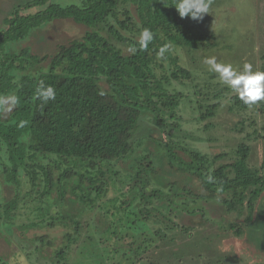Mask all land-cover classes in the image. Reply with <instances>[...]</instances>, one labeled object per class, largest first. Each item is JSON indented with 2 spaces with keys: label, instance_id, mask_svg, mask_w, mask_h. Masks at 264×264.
<instances>
[{
  "label": "trees",
  "instance_id": "obj_1",
  "mask_svg": "<svg viewBox=\"0 0 264 264\" xmlns=\"http://www.w3.org/2000/svg\"><path fill=\"white\" fill-rule=\"evenodd\" d=\"M25 2L13 4L0 20V143L6 159L2 162L1 155L0 164L6 182L21 192L25 177L31 187L27 196L43 187L39 199L44 204V198L50 197L55 188V172L61 170L62 186L78 176L72 194L85 206L93 207L107 192L102 166L124 161L133 154L136 134L143 124L150 123L161 135L159 146L167 149L165 161L176 170V181L167 180L163 184L171 193L169 197H174L168 201L186 211L188 200L193 203L219 200L228 213L244 216L243 225L231 226L237 236L244 235L252 226L258 203L264 196V165L260 168L250 165L251 149L245 143L237 147L234 161L218 164L220 156L210 157L179 139L185 138L182 104L197 102L194 96L202 95L208 102L224 93V89L210 85H206L208 93H197L194 73L182 65L178 54L179 49L212 47L214 36L206 30L213 24L214 15L209 12L200 21L182 19L172 8L173 0H82L79 5L67 6L51 0ZM32 7L42 9L27 13ZM61 20L89 30L81 38L58 45L52 55H37L25 46L35 33ZM145 28L153 33L147 49L139 45V34ZM166 44L170 47L160 56L159 50ZM41 82L56 91L55 99L47 104H42L36 95ZM13 96L16 101L11 100ZM9 99L13 109L6 116L5 101ZM230 102L235 111L251 106L244 104L237 94L232 95ZM261 103L260 110H264V101ZM221 105H201L198 119L215 117ZM166 138L169 143L164 145ZM151 164L145 174L156 177L157 170L148 161V166ZM139 168L132 178L136 184L132 191L128 190L132 197L122 201L124 206L117 207V218L103 227V232L88 235L87 245L108 252L105 257L109 260L111 239L127 242L128 252H133L140 261V256L154 244L170 241L181 228L168 216L160 219V213L154 215L157 211L154 195H147L144 178L138 180ZM78 169L89 175L96 171L101 177H86ZM85 179L90 181L87 187ZM190 180L198 181L201 191H195ZM163 192L154 190L156 194ZM62 194L64 197L66 192ZM23 200L17 197L0 202V229L1 222L13 224ZM131 208L133 211L136 208V222L130 220ZM40 219V223L46 221ZM48 219L50 227L66 229L65 244L55 251L52 260L56 261L54 264H63L81 238V225L69 216ZM151 221L158 227L154 232H145L143 226ZM137 222L142 225L141 231L130 227ZM40 223L33 221L26 226L37 228ZM181 230L186 232L184 228ZM46 240L39 237V246ZM48 244H52L50 240ZM36 252L39 258L41 247ZM99 257L102 260L103 256ZM6 259L0 255V264H8Z\"/></svg>",
  "mask_w": 264,
  "mask_h": 264
},
{
  "label": "rangeland",
  "instance_id": "obj_2",
  "mask_svg": "<svg viewBox=\"0 0 264 264\" xmlns=\"http://www.w3.org/2000/svg\"><path fill=\"white\" fill-rule=\"evenodd\" d=\"M25 1L29 0H0V20L4 17L2 13L9 11L13 4ZM51 1L62 6L79 5L82 2V0ZM41 9L32 7L27 13H36ZM209 12L214 15L213 24L206 30L208 34L214 36L212 47L206 50L179 49L178 54L182 65L194 73L193 82L197 93L199 91L202 94L208 93L206 85L220 87L224 89V93L219 99L212 101H204L201 95L194 96L198 103L192 100L182 104L185 138L179 139L210 157L220 156L218 164L234 161L237 147L245 143L251 149L250 165L260 168L264 165V110H260L262 101L247 109L232 110L230 98L236 93L223 84L218 74L210 71L203 60L215 56L218 63L231 64L236 70H242L245 64H251L254 71H264V0H211ZM88 30L72 21H55L35 33L24 45L31 47L34 54L52 55L58 45L81 38ZM122 47L129 51L127 47ZM212 75H215L213 80ZM207 103L222 105L215 117L200 121L198 119L200 106L203 107ZM5 104V115L8 116L13 109V103L9 99ZM164 140H166L164 145L169 143V138ZM159 142H161L159 131L152 128L150 123L143 124L135 136L134 153L124 161L102 166L107 192L93 207L85 206L78 196L72 194L71 189L79 181L78 176L62 186V181H59L61 170H56L55 188L50 197L44 198L43 204L42 199H39L43 187L27 196L26 192L31 187L26 178L22 177L21 192L17 191V188L6 182L1 163L0 202L17 197L24 200L19 204L20 208L15 213L12 225L1 222L0 255L7 258L8 264H54L56 261L52 260L55 251L65 244L66 229L62 226L50 227L48 222L51 219L48 218L58 216L60 219L61 216H69L80 222L82 235L68 252L63 264H264V196L258 203L252 226L241 236H237L231 226L235 223L243 225L244 216L228 213L219 200L197 203L188 200L186 208L188 210H182L183 206L168 201L174 197H169L171 193L163 184L167 183V180L176 181V170L170 168L165 161L167 149L159 146ZM1 144L0 156L2 155V162H5V155L3 156L5 152ZM148 161L153 162L158 176L145 174L147 167H152V164L148 166ZM139 166L141 178L138 180L144 178V182L148 184L145 190L147 195H154L153 205L157 210L153 212L154 215L158 216L160 213V219L163 215L168 216L186 232L180 228L170 241L154 244L149 251L140 256V261L134 258L133 252H128L127 242L111 239L108 249L111 250L114 259L109 260L105 257L109 255L108 252L104 250L99 252L93 245H87L88 235L103 232L101 229L117 218V207L124 206L122 201L132 197L130 191L136 184L132 178ZM90 173V175L85 173V176L95 179L101 177L96 171ZM84 181L87 187L90 181L87 179ZM137 184L140 188V183ZM190 184L195 191H201L198 181L190 180ZM159 189L165 193H154V190ZM64 191L66 194L63 197ZM133 209L135 211L136 208ZM134 211L131 208L128 214L130 220L136 222ZM38 217L46 221L40 223L41 219ZM33 221L40 224L37 228H27L26 225ZM130 227L133 230H140L142 225L137 222ZM143 227H146L145 232L150 233L158 226L155 227L151 221ZM39 237L47 239L42 246H39L40 242L37 241ZM49 240L52 243L50 245ZM40 247L42 255L38 258L39 253L37 255L36 249ZM99 256H103L102 260Z\"/></svg>",
  "mask_w": 264,
  "mask_h": 264
},
{
  "label": "clouds",
  "instance_id": "obj_3",
  "mask_svg": "<svg viewBox=\"0 0 264 264\" xmlns=\"http://www.w3.org/2000/svg\"><path fill=\"white\" fill-rule=\"evenodd\" d=\"M210 4L211 0H173L172 8H175L182 19L187 17L193 21H200L209 13ZM152 40L153 33L150 29L145 28L139 34V45L143 49H147ZM169 47L167 44L164 45L158 54L163 56ZM203 63L210 71L217 73L222 83L235 92L244 104L253 105L264 101V71H254L251 64H245L242 70H236L231 64L218 63L215 56L205 58ZM36 95L42 104H47L55 99L56 91L52 86H46L41 82L36 89ZM16 99L15 96L11 97L13 101Z\"/></svg>",
  "mask_w": 264,
  "mask_h": 264
}]
</instances>
